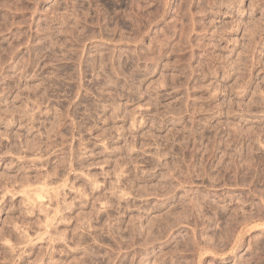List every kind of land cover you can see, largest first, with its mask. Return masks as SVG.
Instances as JSON below:
<instances>
[{"label": "rangeland", "instance_id": "374dc122", "mask_svg": "<svg viewBox=\"0 0 264 264\" xmlns=\"http://www.w3.org/2000/svg\"><path fill=\"white\" fill-rule=\"evenodd\" d=\"M0 264H264V0H0Z\"/></svg>", "mask_w": 264, "mask_h": 264}]
</instances>
